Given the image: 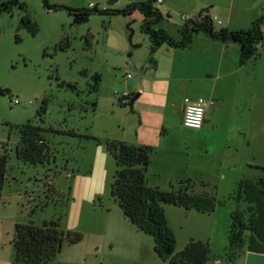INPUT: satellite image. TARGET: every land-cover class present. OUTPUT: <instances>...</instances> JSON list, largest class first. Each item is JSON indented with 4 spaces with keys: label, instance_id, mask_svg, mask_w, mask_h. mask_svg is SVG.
Here are the masks:
<instances>
[{
    "label": "rangeland",
    "instance_id": "rangeland-1",
    "mask_svg": "<svg viewBox=\"0 0 264 264\" xmlns=\"http://www.w3.org/2000/svg\"><path fill=\"white\" fill-rule=\"evenodd\" d=\"M19 1L24 2V8L16 6L12 13H0V155L5 148L9 153L7 180L0 192V223L17 211L19 194L34 190L40 195L48 172L51 178L56 176L54 184L63 195L51 189L49 205L39 212L36 223L62 215L60 227L64 231L82 234L75 244L63 243L49 264L74 257H78L79 264H171L157 255L151 235L125 217L111 194L116 164L104 144L65 133L73 131L102 139L103 126L115 116L109 99L99 105L97 95L88 92L90 76L104 72L106 60L114 65L125 63L124 47L127 43L134 46V29L147 38L140 31L142 14L138 10L126 15L92 14L88 21L74 23L64 8L48 9L43 0ZM47 1L57 6L90 8L93 4L99 9H121L146 0ZM154 6L163 7L157 2ZM25 14L37 27L34 35L20 22ZM170 15L171 19L164 17L155 26L183 21L178 9ZM258 51L264 57V45H259ZM68 83L77 89L68 87ZM93 98L95 111L90 108ZM44 100L47 108L40 115ZM115 104L119 106L117 98ZM27 121L44 128L43 137L49 147V160L44 164L24 163L16 157L18 126ZM232 191L228 186L216 191L217 199L224 202L209 213L163 204L171 208L167 213L175 231L176 251L190 238L207 237L204 235L208 233L215 241L222 238L227 243L230 213L237 205L230 197ZM217 249L220 251L221 246Z\"/></svg>",
    "mask_w": 264,
    "mask_h": 264
},
{
    "label": "crops",
    "instance_id": "crops-1",
    "mask_svg": "<svg viewBox=\"0 0 264 264\" xmlns=\"http://www.w3.org/2000/svg\"><path fill=\"white\" fill-rule=\"evenodd\" d=\"M156 2L163 6L158 8L162 18L171 19V11L180 10L181 23L170 24L168 21L155 26L164 29L175 40L182 38L180 28L187 19L208 14L216 29L241 30L248 29L264 8V0ZM262 31L264 33V25ZM132 32L134 46L126 42L123 51L127 54L125 63L114 65L106 60L104 72L99 73L98 104L109 99L115 116L111 123L103 126L102 139L150 147L146 183L151 187L169 190L177 180L190 178L196 192L212 190L213 186L219 192L223 186L234 190L242 178L260 177L264 172L261 169L264 168L262 54L257 51L246 63L240 64L237 43L214 40L203 32L195 34L187 47L162 44L150 53L147 34L144 33L147 38H143L135 29ZM125 92L129 94L130 101L121 105L119 98ZM186 97L212 100L200 129L187 128L182 124ZM116 98L119 106L115 104ZM66 176L71 177V173L66 172ZM52 178L48 172L44 175L39 196L34 190L19 194L17 211L7 220L2 219L5 224L0 223V264H19L14 261L16 224L33 221L40 225L43 220L36 223V218L49 205L51 189L63 195L54 184L56 176ZM203 181L208 185L202 186ZM27 194L33 197L29 208L24 205ZM166 205L167 222L174 231L167 213L171 208ZM204 236L207 237L192 238L209 240L212 252L217 256L211 261L213 264H264V253L246 249L233 261L225 262L220 258L226 246L223 239L216 238L215 241L212 233ZM219 246L221 249L217 251ZM65 263L79 264V259L58 260L56 264Z\"/></svg>",
    "mask_w": 264,
    "mask_h": 264
},
{
    "label": "trees",
    "instance_id": "trees-1",
    "mask_svg": "<svg viewBox=\"0 0 264 264\" xmlns=\"http://www.w3.org/2000/svg\"><path fill=\"white\" fill-rule=\"evenodd\" d=\"M156 1L132 2L121 9H99L95 5L90 8L57 6L49 4L47 0H43V3L48 9H66L73 17L74 23L86 22L92 14L126 15L138 10L142 14L140 30L149 38L150 53L162 44L179 48L187 47L194 35L199 32L205 33L214 40L237 43L240 49V64L246 63L257 53L263 39L264 8L248 29H216L208 14L200 18L187 19L180 28L182 38L175 40L164 29L155 27L163 17L154 6ZM16 6L24 8L25 4L19 0H0V13H12ZM20 22L31 34L37 32L36 25L27 14L21 16ZM90 79L88 92L96 95L101 75L95 72ZM67 86L77 89L72 83H68ZM46 108L47 101L44 100L38 111L39 114H44ZM90 108L95 111V98L91 100ZM18 129L20 139L15 146L16 157L24 163L33 165L47 162L49 147L43 137L44 128L27 121L18 126ZM65 133L94 139L97 143L104 144L116 164L111 194L118 201L125 217L151 235L154 250L161 259L169 260L171 264H213L211 261L217 256L212 252L207 240L191 238L180 251H176L175 233L168 225L163 204L195 209L202 213L212 212L217 204L224 202L217 199L214 186L212 190L196 192L193 189L194 181L190 178L177 180L169 190L148 186L146 172L150 163V147L135 146L117 139L102 140L73 131ZM8 161L9 153L5 148L0 155V192L7 180ZM261 169L264 171V168ZM201 184L204 187L208 185L205 181ZM230 197L237 202V205L230 213L227 243L220 257L221 260L231 262L243 249L264 253V176L238 180ZM242 203L245 204L243 207L240 206ZM61 216L59 215L57 219L44 220L40 225L33 221L26 224L17 223L13 239L14 261L19 264H48L60 252L63 243L79 242L82 234L64 231L60 227Z\"/></svg>",
    "mask_w": 264,
    "mask_h": 264
},
{
    "label": "built area",
    "instance_id": "built-area-1",
    "mask_svg": "<svg viewBox=\"0 0 264 264\" xmlns=\"http://www.w3.org/2000/svg\"><path fill=\"white\" fill-rule=\"evenodd\" d=\"M160 2L161 0H157ZM90 6H94L93 4H90ZM262 41L260 43H264V33L262 34ZM127 77L130 76V74H126ZM14 103H17V99L12 100ZM130 101L129 94L125 92L120 98L119 103L121 105H126ZM212 104L211 99H206L203 97H197L195 99H191L189 97L184 98V109H183V117H182V124L183 126L187 128L192 129H200L202 127L205 111L206 108ZM33 197L31 194H27L26 203H24L25 207L29 208L31 207Z\"/></svg>",
    "mask_w": 264,
    "mask_h": 264
},
{
    "label": "water",
    "instance_id": "water-1",
    "mask_svg": "<svg viewBox=\"0 0 264 264\" xmlns=\"http://www.w3.org/2000/svg\"><path fill=\"white\" fill-rule=\"evenodd\" d=\"M131 37V34H130V36H129V38ZM133 100V99H132ZM132 100H131V103H132Z\"/></svg>",
    "mask_w": 264,
    "mask_h": 264
}]
</instances>
